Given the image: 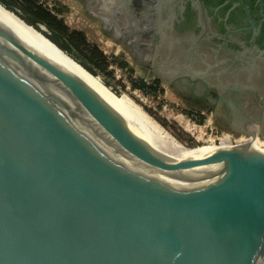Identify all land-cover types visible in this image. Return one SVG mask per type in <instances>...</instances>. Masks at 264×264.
Listing matches in <instances>:
<instances>
[{"label":"water","instance_id":"1","mask_svg":"<svg viewBox=\"0 0 264 264\" xmlns=\"http://www.w3.org/2000/svg\"><path fill=\"white\" fill-rule=\"evenodd\" d=\"M198 78L182 98H205ZM0 264H264V153L167 161L0 24Z\"/></svg>","mask_w":264,"mask_h":264},{"label":"flooded vegetation","instance_id":"2","mask_svg":"<svg viewBox=\"0 0 264 264\" xmlns=\"http://www.w3.org/2000/svg\"><path fill=\"white\" fill-rule=\"evenodd\" d=\"M75 1L142 73L160 80L187 110L209 116L233 136H240L238 125H257L264 138V0ZM195 75L205 95L200 102L182 98L179 92L186 87L177 83ZM229 88L240 94L231 105L220 103ZM225 109L230 112H221Z\"/></svg>","mask_w":264,"mask_h":264},{"label":"rangeland","instance_id":"3","mask_svg":"<svg viewBox=\"0 0 264 264\" xmlns=\"http://www.w3.org/2000/svg\"><path fill=\"white\" fill-rule=\"evenodd\" d=\"M34 2L62 21L67 32L62 34L41 24L34 28H44L42 35L48 41L62 47L70 58L88 70L108 91L132 101L151 123L184 151L211 149L207 148V140H211L215 133H228L217 128L209 116L200 120V113L187 110L160 80L142 73L126 51L102 33L98 23L86 17L77 1ZM0 4L24 23L33 21L21 0H0ZM180 118L190 126L189 131L177 124L176 119Z\"/></svg>","mask_w":264,"mask_h":264},{"label":"bare ground","instance_id":"4","mask_svg":"<svg viewBox=\"0 0 264 264\" xmlns=\"http://www.w3.org/2000/svg\"><path fill=\"white\" fill-rule=\"evenodd\" d=\"M0 24L17 39L28 45L34 51L43 57L51 60L52 62L63 67L75 77H77L83 84H85L96 96L105 102L126 124L127 126L151 149H153L161 158L167 161H179L191 155L214 150L220 148H229L228 145L223 143L220 146L213 145L208 141L207 148L200 150H186L184 151L178 143L164 135L141 110L125 96H115L108 91L104 85L82 66L70 58L65 52L60 51L50 41H48L42 32L44 28L38 27L37 29L31 27L20 20L14 13L5 9L0 4ZM177 124L185 131L190 130L188 124H184L182 119H176ZM240 142L243 144L245 140L241 138ZM258 144H248V148L257 151ZM259 146H264L261 142ZM242 147H245L242 146Z\"/></svg>","mask_w":264,"mask_h":264},{"label":"trees","instance_id":"5","mask_svg":"<svg viewBox=\"0 0 264 264\" xmlns=\"http://www.w3.org/2000/svg\"><path fill=\"white\" fill-rule=\"evenodd\" d=\"M22 3L24 4L26 11L28 10L30 16L33 18L32 22H28L26 23L27 25L31 26V27H36V25H44L45 27H48L50 29H55L56 31L61 32L62 34H65L66 31V27L64 26L63 22L60 20H57L54 16H52L49 12H47L46 10L42 9L41 6H38L34 0H21ZM5 8V7H4ZM6 9V8H5ZM8 10V9H7ZM76 34V33H75ZM78 35V34H77ZM80 37V36H79ZM81 40L84 41V39H82L81 36ZM57 48H59L60 50H62L63 52H65V50L60 47L59 45H57L56 43L52 42ZM66 53V52H65ZM125 66V64L123 65ZM84 68V67H83ZM85 69V68H84ZM88 71V70H87ZM143 86V85H142ZM200 120H202V118L200 117Z\"/></svg>","mask_w":264,"mask_h":264},{"label":"built area","instance_id":"6","mask_svg":"<svg viewBox=\"0 0 264 264\" xmlns=\"http://www.w3.org/2000/svg\"><path fill=\"white\" fill-rule=\"evenodd\" d=\"M212 133V132H211ZM241 138L243 140H245V143H241L240 140ZM207 141H211L213 143V145H217L220 146L223 143H225L226 145H228L229 147H238V146H247L248 144H258L256 149L257 151H260L262 153H264V146H259V144H261V142L264 143V138H256V139H250V138H246L244 136H233L227 133H215V136H213V138L211 140H207Z\"/></svg>","mask_w":264,"mask_h":264}]
</instances>
